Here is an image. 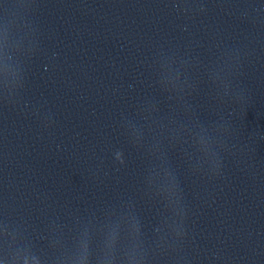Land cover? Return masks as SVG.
<instances>
[{"label": "water", "instance_id": "water-1", "mask_svg": "<svg viewBox=\"0 0 264 264\" xmlns=\"http://www.w3.org/2000/svg\"><path fill=\"white\" fill-rule=\"evenodd\" d=\"M0 264H264V0H0Z\"/></svg>", "mask_w": 264, "mask_h": 264}]
</instances>
